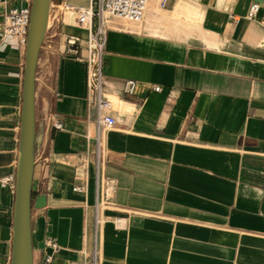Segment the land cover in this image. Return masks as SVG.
<instances>
[{
    "label": "crops",
    "instance_id": "1",
    "mask_svg": "<svg viewBox=\"0 0 264 264\" xmlns=\"http://www.w3.org/2000/svg\"><path fill=\"white\" fill-rule=\"evenodd\" d=\"M255 2L258 16L249 19ZM28 5L0 0V179L17 173L26 64V46L1 26L7 9ZM161 9L167 18L109 23L105 89L120 109L101 147L87 64L42 46L34 264L52 252L48 239L61 247L53 264H264V0H178ZM127 80L138 82L136 95L122 94ZM98 164L111 206L96 240ZM42 195L46 206L37 208ZM15 202L16 189L0 188V263L12 260Z\"/></svg>",
    "mask_w": 264,
    "mask_h": 264
},
{
    "label": "built area",
    "instance_id": "2",
    "mask_svg": "<svg viewBox=\"0 0 264 264\" xmlns=\"http://www.w3.org/2000/svg\"><path fill=\"white\" fill-rule=\"evenodd\" d=\"M28 6L11 7L4 15L1 30L5 36L13 37L20 44L27 46L28 33L31 22L32 6L30 0ZM89 7L86 9H74V5L67 1L51 0L49 25L44 43L52 50L63 48V53L74 57L80 62L87 64V85L88 102L97 115V145L101 147L103 134L115 127L117 119L114 116L115 108L109 99L105 89V77L103 73V57L108 40L109 21L119 20L127 25L140 24L145 21L149 0H88ZM176 3L177 0H161L163 8H168V4ZM260 10V4L255 2L251 5L248 18L256 19ZM264 20V18H263ZM61 27H72L88 32V38L83 41L81 38L63 34ZM63 37V38H61ZM43 43V44H44ZM83 50L86 55H83ZM138 82L127 80L122 85V94L127 96L136 95ZM154 92H161L162 87H153ZM53 128L63 130L61 121L53 123ZM97 192L102 187V195H99L95 204V234L96 240L101 227L105 224V209L111 206L110 190L106 187V182L98 164L96 169ZM0 188L16 189V175H9L0 179ZM82 192L81 188H75ZM121 223L120 219L116 221ZM46 247L52 250L45 253L39 264H53L54 256L61 247L55 239H48ZM0 264H11V260Z\"/></svg>",
    "mask_w": 264,
    "mask_h": 264
},
{
    "label": "water",
    "instance_id": "3",
    "mask_svg": "<svg viewBox=\"0 0 264 264\" xmlns=\"http://www.w3.org/2000/svg\"><path fill=\"white\" fill-rule=\"evenodd\" d=\"M50 2L51 0H33L32 3L26 46L11 264H34L32 205L36 165V79L39 56L45 41L50 17ZM35 206L44 208L46 196L37 197Z\"/></svg>",
    "mask_w": 264,
    "mask_h": 264
},
{
    "label": "rangeland",
    "instance_id": "4",
    "mask_svg": "<svg viewBox=\"0 0 264 264\" xmlns=\"http://www.w3.org/2000/svg\"><path fill=\"white\" fill-rule=\"evenodd\" d=\"M171 5H172V2H170L167 6H168V7H171ZM153 10H155V12H156L155 17L158 15L159 18H162V19L167 18V17H166V14H165L164 11H162V9H161V6H160V0H152V1L150 2L149 10H148L149 16H153V17H154V15H152V11H153ZM114 20H115V19L110 20L109 23L114 24V23H113ZM119 24H120L121 26H124V27L127 26V25H126L125 23H123V22H121V23H119ZM108 95H110V94H108ZM114 102H115V109H117V110L120 109L118 100H117V99H114Z\"/></svg>",
    "mask_w": 264,
    "mask_h": 264
},
{
    "label": "bare ground",
    "instance_id": "5",
    "mask_svg": "<svg viewBox=\"0 0 264 264\" xmlns=\"http://www.w3.org/2000/svg\"><path fill=\"white\" fill-rule=\"evenodd\" d=\"M178 1V0H177ZM30 2H31V6H32V3H33V0H30ZM150 2H151V0H149V4H148V9H147V13H148V10H149V5H150ZM51 3V2H50ZM160 6H161V8H163L162 7V5H161V0H160ZM75 9H79V8H76V7H74V9H72V11L74 12L75 11ZM163 9H165V8H163ZM152 14L153 15H156V12H155V10H153L152 11ZM146 17H147V15H146ZM48 25H49V22H48ZM108 97H109V99L113 102V104H114V108H115V102H114V99L111 97V96H109L108 95ZM102 192H103V189H102V187H99V195H102Z\"/></svg>",
    "mask_w": 264,
    "mask_h": 264
}]
</instances>
